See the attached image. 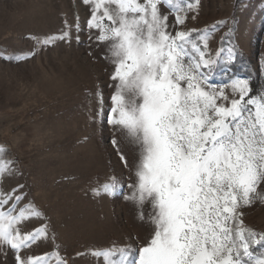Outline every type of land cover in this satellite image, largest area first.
<instances>
[{"label":"snow or ice","instance_id":"6c2138e0","mask_svg":"<svg viewBox=\"0 0 264 264\" xmlns=\"http://www.w3.org/2000/svg\"><path fill=\"white\" fill-rule=\"evenodd\" d=\"M80 3L89 9V40L112 69L110 107L97 87L92 119L102 124L107 111L110 143L133 178L124 199L150 231L142 245L113 242L76 256L95 264H264V232L247 227L244 219L245 209L264 205V90L254 93L252 68L211 82L218 64L231 72L244 58L235 44L214 55L208 51L220 29L228 28L221 43L231 41L235 17L231 25L224 20L197 30L180 26L196 19L201 0ZM75 28L80 30L78 22ZM71 30L65 19L58 34H26L32 48H0V61L26 64L70 42ZM257 64L264 74V53ZM22 174L19 161L0 145V256L6 260L11 252L13 264H69L72 258L61 255L50 218L31 200L28 186H6ZM121 187L113 175L89 191L94 198L113 197ZM35 222L42 226L29 230ZM41 244L54 250L34 254Z\"/></svg>","mask_w":264,"mask_h":264},{"label":"rangeland","instance_id":"374dc122","mask_svg":"<svg viewBox=\"0 0 264 264\" xmlns=\"http://www.w3.org/2000/svg\"><path fill=\"white\" fill-rule=\"evenodd\" d=\"M233 17L236 24L231 41L221 43L228 28L220 29L208 51L214 55L219 48L235 44L244 58L231 65V72L218 64L211 82L223 83L229 75H244L252 68L255 85L251 87L259 92L264 90V74L257 64L258 54L264 53V0H201L196 19L189 18L180 27L203 30L224 20L231 25ZM65 19L72 25L70 42H59L20 66L0 61V145L19 161L23 173L6 186H28L31 200L50 218L61 255L72 258L69 264H95L90 257L76 254L113 242L142 245L150 228L137 219L136 208L124 199L133 178L110 143L107 111L102 124L92 119L98 108L97 87L106 109L113 89L102 49L89 40V9L80 0H0V48L30 50L33 42L26 34H58ZM84 137L88 139L81 143ZM113 175L122 182L120 192L113 197H92L90 186ZM64 176L75 179L69 183ZM244 211L246 226L264 232V205ZM40 226L35 222L29 230ZM53 250L51 245L41 244L33 253ZM0 264H13L11 252L6 260L0 256Z\"/></svg>","mask_w":264,"mask_h":264},{"label":"bare ground","instance_id":"6f19581e","mask_svg":"<svg viewBox=\"0 0 264 264\" xmlns=\"http://www.w3.org/2000/svg\"><path fill=\"white\" fill-rule=\"evenodd\" d=\"M100 69V68H99ZM97 71V70H96ZM101 71V69H100ZM112 71L111 67L108 68V72L110 73Z\"/></svg>","mask_w":264,"mask_h":264},{"label":"trees","instance_id":"16d2710c","mask_svg":"<svg viewBox=\"0 0 264 264\" xmlns=\"http://www.w3.org/2000/svg\"><path fill=\"white\" fill-rule=\"evenodd\" d=\"M252 84H253V85H255V83H254V82H253Z\"/></svg>","mask_w":264,"mask_h":264}]
</instances>
